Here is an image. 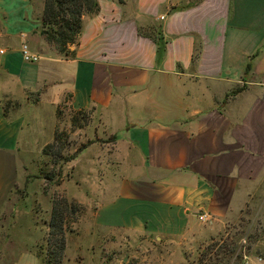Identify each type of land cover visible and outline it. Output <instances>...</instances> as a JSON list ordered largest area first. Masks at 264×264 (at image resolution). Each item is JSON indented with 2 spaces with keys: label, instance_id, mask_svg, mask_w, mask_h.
Segmentation results:
<instances>
[{
  "label": "crops",
  "instance_id": "0c3cea01",
  "mask_svg": "<svg viewBox=\"0 0 264 264\" xmlns=\"http://www.w3.org/2000/svg\"><path fill=\"white\" fill-rule=\"evenodd\" d=\"M43 1L0 0V221L14 218L1 228L26 198L21 151H41L64 106L92 119L71 197L86 250L174 256L264 211V0H97L69 56L40 34ZM23 44L40 59L23 61Z\"/></svg>",
  "mask_w": 264,
  "mask_h": 264
},
{
  "label": "rangeland",
  "instance_id": "374dc122",
  "mask_svg": "<svg viewBox=\"0 0 264 264\" xmlns=\"http://www.w3.org/2000/svg\"><path fill=\"white\" fill-rule=\"evenodd\" d=\"M55 50L59 52L56 48ZM66 107L58 108L56 112L52 138L49 139L48 110H45V119L48 124L42 131L43 134L36 136V140L40 142L45 140L43 148L53 143L56 135H60L59 145L62 144L61 152L64 158L75 153L81 144L88 142L90 136L81 131L77 132V128H81L77 126L83 128L90 123V120L92 121L90 114H88V121L83 114ZM104 135L102 136L104 138L99 141L111 144V136ZM42 148L41 151H21L20 158L25 170L18 171V180L17 177L15 179L20 184L15 183V193L18 198H26L21 203L15 204L16 223L7 230L0 227V264H43L47 225L51 215V197L58 194L65 196L68 200H76L71 197H75L81 191L77 179L82 176L86 155L79 161L77 155L73 160L67 162L60 160L57 165H54L52 157L44 155ZM56 148L59 149L58 143L54 151ZM59 171L61 182L56 184L54 182L57 180ZM48 175H53V180L50 182L46 180ZM11 195L10 197L14 199L15 195L13 193ZM83 216L84 211L75 221L68 222L62 264H78L82 261H85L84 264H92L93 257L95 264L97 257H100V264H243L245 255H260L264 261V211L256 207H248L240 220L228 222L218 234L194 247L186 248L182 254L180 248L176 247L174 256H172L173 251L166 252L163 248L158 250L157 246L146 248L121 245L112 248L105 241L96 245L94 251L86 250L89 238L85 239L83 234L80 240V236L76 234V230L84 232L88 228L87 222L82 219ZM12 222L14 218L9 219L5 214V221H0V224ZM67 238L69 246L66 250ZM77 246L81 250L77 251Z\"/></svg>",
  "mask_w": 264,
  "mask_h": 264
},
{
  "label": "trees",
  "instance_id": "16d2710c",
  "mask_svg": "<svg viewBox=\"0 0 264 264\" xmlns=\"http://www.w3.org/2000/svg\"><path fill=\"white\" fill-rule=\"evenodd\" d=\"M97 11V0H44L40 34L46 42L53 45L59 52L69 56L72 54L69 47L78 41L83 15ZM76 113L83 114L86 120L89 119L87 111L80 110L76 111ZM77 127L82 128L79 125ZM111 139L114 141L116 136H112ZM60 140L61 136L56 135L53 143L47 144L42 148L44 155L52 157L54 165H57L60 160H62L61 162L73 160L78 152L88 144V142L81 144L75 153L64 158L61 152L62 144L60 143L59 145ZM57 143L59 149L56 148V151H54ZM57 176V180L54 182L56 184L61 182L60 171ZM46 180L52 181L53 175H48ZM83 211L84 207L76 200H68L65 196L58 194H54L51 197V215L47 225L46 253L43 264H62L66 247L65 234L68 231V222L75 221Z\"/></svg>",
  "mask_w": 264,
  "mask_h": 264
},
{
  "label": "built area",
  "instance_id": "2783aa9c",
  "mask_svg": "<svg viewBox=\"0 0 264 264\" xmlns=\"http://www.w3.org/2000/svg\"><path fill=\"white\" fill-rule=\"evenodd\" d=\"M20 53L23 61L25 62H36L40 59V56L38 54L31 52L26 44H23L21 46ZM200 219H202V217H200ZM262 262H263V257H261L260 255H254V256L245 255L243 259V264H260Z\"/></svg>",
  "mask_w": 264,
  "mask_h": 264
}]
</instances>
